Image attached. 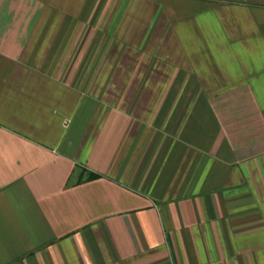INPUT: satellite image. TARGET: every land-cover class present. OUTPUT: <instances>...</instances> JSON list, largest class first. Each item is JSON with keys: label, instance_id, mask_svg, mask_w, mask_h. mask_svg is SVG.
Instances as JSON below:
<instances>
[{"label": "crops", "instance_id": "crops-1", "mask_svg": "<svg viewBox=\"0 0 264 264\" xmlns=\"http://www.w3.org/2000/svg\"><path fill=\"white\" fill-rule=\"evenodd\" d=\"M0 264H264V0H0Z\"/></svg>", "mask_w": 264, "mask_h": 264}]
</instances>
